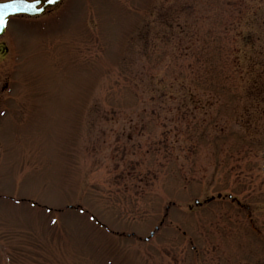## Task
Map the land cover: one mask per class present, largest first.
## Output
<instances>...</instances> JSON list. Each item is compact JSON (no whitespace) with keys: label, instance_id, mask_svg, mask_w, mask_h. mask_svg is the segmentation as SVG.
<instances>
[{"label":"rangeland","instance_id":"rangeland-1","mask_svg":"<svg viewBox=\"0 0 264 264\" xmlns=\"http://www.w3.org/2000/svg\"><path fill=\"white\" fill-rule=\"evenodd\" d=\"M51 14L0 58V264L263 261L264 0Z\"/></svg>","mask_w":264,"mask_h":264},{"label":"flooded vegetation","instance_id":"flooded-vegetation-1","mask_svg":"<svg viewBox=\"0 0 264 264\" xmlns=\"http://www.w3.org/2000/svg\"><path fill=\"white\" fill-rule=\"evenodd\" d=\"M67 0H63V1H61L60 3H59V5H57L56 7H53V8H50V9H47L46 11H45V13L43 14V15H41V16H36V17H29V16H17V17H13V18H10V23L12 22V21H15V20H22V21H24V20H28V19H33V18H36V19H33V20H37V19H41V18H44V17H49V16H51L52 14V12L55 10V9H57L61 4H64L65 2H66ZM35 22H37V21H35ZM10 26V25H9ZM9 29V28H8ZM10 50H11V48H10V44H9V42H8V30H6L2 35H0V58L1 57H6V56H8V54H9V52H10ZM98 60V59H97ZM96 60V61H97ZM96 61H94V63L96 62ZM6 87H7V85H6ZM5 113V111L3 112V114ZM2 114V115H3ZM1 115V116H2ZM1 116H0V118H1ZM263 154H264V151H263ZM262 159H263V156H262ZM264 174V173H263ZM216 199H219L220 201H223L226 205H229V203H230V205H234V204H236V206L238 207V208H241L242 210H249V206L247 205V204H244V203H242L239 199H238V197H234L233 195H231V194H229V195H227V194H221V193H219L217 196H212V197H210V198H208L207 200H205L204 202H201V201H199L198 199L195 201V206H197V207H200V206H203L204 204H207V205H209V206H211V204L214 202L215 203V201H216ZM226 201H229V202H226ZM190 209H191V211H192V209H193V207H190ZM81 212H83L82 210H81ZM251 215H249L248 216V218L250 217ZM159 229V228H158ZM254 232H256V234H262V233H260V231H257V228H254ZM153 233H151V235H152ZM134 236V233H132L131 234V236H128V237H133ZM147 241L149 240V239H146ZM260 241V240H259ZM260 243V242H259ZM264 245V244H263ZM251 250H252V247H251ZM245 262H243V264H244ZM254 263V262H253ZM257 264H264V259H263V261H261V262H259V263H257Z\"/></svg>","mask_w":264,"mask_h":264},{"label":"snow or ice","instance_id":"snow-or-ice-1","mask_svg":"<svg viewBox=\"0 0 264 264\" xmlns=\"http://www.w3.org/2000/svg\"><path fill=\"white\" fill-rule=\"evenodd\" d=\"M42 0H0V33L8 30L10 17L17 14H36L43 9L38 7ZM55 3L56 0H50ZM56 223V221H52Z\"/></svg>","mask_w":264,"mask_h":264},{"label":"water","instance_id":"water-1","mask_svg":"<svg viewBox=\"0 0 264 264\" xmlns=\"http://www.w3.org/2000/svg\"><path fill=\"white\" fill-rule=\"evenodd\" d=\"M63 1V0H56L55 3L53 2H50V0H42V2L40 3V5L38 7L42 8L43 10L42 11H39L37 12L36 14H25V13H21V14H17L16 16L14 17H17V16H29V17H36V16H41L45 13V11L47 9H50V8H53V7H56L57 5H59V3ZM10 18H13V17H10ZM4 32L0 33V35H2ZM263 173H264V154H263Z\"/></svg>","mask_w":264,"mask_h":264}]
</instances>
